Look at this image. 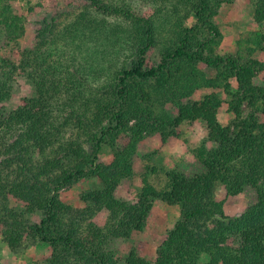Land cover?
Returning a JSON list of instances; mask_svg holds the SVG:
<instances>
[{
    "label": "trees",
    "instance_id": "trees-1",
    "mask_svg": "<svg viewBox=\"0 0 264 264\" xmlns=\"http://www.w3.org/2000/svg\"><path fill=\"white\" fill-rule=\"evenodd\" d=\"M14 1L0 0V237L9 250L44 243L45 264H115L158 200L179 217L151 258L131 244L128 264H264V61L253 56L264 52V0H246L256 27L227 52L215 17L235 0H52L35 21ZM27 28L33 43L22 47ZM16 76L32 91L9 108ZM200 90L208 93L191 100ZM223 104L233 114L225 124ZM195 120L213 146L191 148L164 185L144 179L134 200L116 195L141 140L165 142ZM85 178L100 187L63 201ZM216 184L244 198L241 213L224 214Z\"/></svg>",
    "mask_w": 264,
    "mask_h": 264
},
{
    "label": "rangeland",
    "instance_id": "rangeland-1",
    "mask_svg": "<svg viewBox=\"0 0 264 264\" xmlns=\"http://www.w3.org/2000/svg\"><path fill=\"white\" fill-rule=\"evenodd\" d=\"M14 7L18 11L26 14L29 21L40 20L51 12L52 0H15ZM31 9V11H29ZM194 21L193 16L187 20L186 24L191 25ZM215 22L221 28L223 40L220 46L221 52L232 50L235 37L238 33L254 29L256 24L252 19V8L246 0H235L233 3L223 4L215 17ZM22 47L31 46L32 30L26 29V35L20 39ZM255 58L264 61V52L256 51L253 55ZM200 67L208 74L213 75L214 70L204 64ZM258 79L264 82V72L258 75ZM235 89V85H233ZM32 87L22 76H16L13 83V90L10 99L7 101L9 108L16 107L20 100L25 96H30ZM224 101L230 96L218 91ZM207 91H197L192 95L191 100L201 99ZM166 109L172 114L175 110L171 105ZM244 106V112H248ZM233 118L232 112L226 110V104H223L218 112V119L222 124L229 122ZM200 143L206 144L207 147L213 146L207 139L206 125L202 120L184 121L179 128L178 137H171L165 142H161L156 135L145 137L141 140L136 148L132 158V174L123 179L117 190V196L128 201L136 198V195L142 186L143 180H147L156 187L164 185L165 173L171 169L180 170L184 165L183 161L189 150ZM106 152V151H105ZM106 154V153H105ZM100 187V183L94 178H85L72 185L70 188L60 192L63 201L78 204L79 194L87 189ZM215 196L217 200H223V212L226 215H238L245 206V200L242 196H226L224 189L216 184ZM18 209H22L21 203L15 204ZM41 216L39 211L28 214L33 221H37ZM100 213L99 217H103ZM179 217L177 206H166L156 200L153 208L149 213L147 223L143 230L135 231L131 237L116 249L114 254L115 264H128L126 261L129 247L138 241L145 244L142 256L151 258L160 238L169 230L176 219ZM50 254V247L44 243H35L31 246L12 252L1 240L0 237V264H45ZM207 258L203 254L201 262Z\"/></svg>",
    "mask_w": 264,
    "mask_h": 264
}]
</instances>
